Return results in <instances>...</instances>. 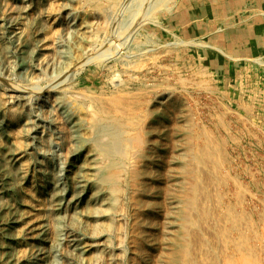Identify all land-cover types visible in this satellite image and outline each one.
<instances>
[{"label":"rangeland","instance_id":"obj_1","mask_svg":"<svg viewBox=\"0 0 264 264\" xmlns=\"http://www.w3.org/2000/svg\"><path fill=\"white\" fill-rule=\"evenodd\" d=\"M202 11L193 0H0V264L157 261L162 247L145 256V242L136 240V187L127 174L137 150L147 147L151 160L145 161L160 178L145 181L162 196L161 206H153L154 233L164 235V170L172 146L145 128L167 95L190 119L200 164L188 264H264V69L251 62L241 68L240 54L232 51L239 46L227 43L226 50V38L199 36L236 29ZM18 90L25 91L21 101ZM174 112L172 122L179 117ZM98 122L112 123L121 140L124 154L113 164L94 148ZM100 174L108 175L111 189L97 181ZM110 190L118 198L112 206L103 198Z\"/></svg>","mask_w":264,"mask_h":264},{"label":"bare ground","instance_id":"obj_2","mask_svg":"<svg viewBox=\"0 0 264 264\" xmlns=\"http://www.w3.org/2000/svg\"><path fill=\"white\" fill-rule=\"evenodd\" d=\"M85 29V28H84ZM89 60V59H87ZM85 64V63H84ZM66 69V68H64ZM63 69V70H64ZM70 69V68H69ZM78 69V68H77ZM68 70V68H67ZM67 70H64L63 73H61L59 76L60 77H63V75L67 72ZM70 73V72H69ZM75 72L73 73H70V76L73 75ZM65 76V75H64ZM67 78H69L70 76L66 75ZM66 79V78H65ZM64 80V79H63ZM67 80V79H66ZM63 82V81H62ZM67 82V81H66ZM55 83V82H54ZM59 83V82H58ZM61 83V81H60ZM50 85V84H49ZM46 87V86H45ZM34 89V88H33ZM64 89V88H63ZM15 91V90H14ZM43 91V90H42ZM59 91V90H58ZM17 92V95H16V100L18 101H21L23 99V94L25 93L24 90H18L16 91ZM30 92V91H28ZM46 92V91H45ZM31 93V92H30ZM61 95V94H60ZM123 95V94H122ZM73 96V95H72ZM25 97V96H24ZM30 97V96H29ZM39 98V97H38ZM68 98V97H67ZM78 98V97H77ZM69 99V98H68ZM71 99V98H70ZM73 99V98H72ZM123 99V98H122ZM162 99V98H161ZM164 99H166V105L161 109L158 110V108L154 109L152 112H151V115H150V119H149V124L147 125V127L145 128V131H147V133L149 134L150 132L151 133H157L159 134L158 136H163V137H166V139L168 138V144L172 146V151L167 153L171 159H170V162H169V168L166 170H164L166 172V174H168L169 176V181H168V184H167V187L165 188V192H163V196L165 198V201H166V208H165V211L166 213L164 214V217L165 218H162L164 219V235L162 234H159L157 235L156 233H154L155 231V219H154V216L156 214V210L158 209H154V204L156 203V205L158 206H161L159 203L160 202V199L162 198L161 195H159V192L157 193L152 191L151 192V187L148 185V183H146L145 179L147 177H150L151 178L153 177H156V178H160L159 176H156L155 173L153 172V170L150 168V166L146 163L145 160L149 159L150 158V150H147L148 148L147 147H143L141 150H137V154L133 157V161L132 162H129L131 163V169H129V174L128 177H129V180L131 179L132 182L135 183V187H136V192L135 195L133 196L134 197V200H133V204H134V207H135V212H136V216H135V219H136V231H135V236H136V240L139 239V242L140 241H144L145 242V245L144 246H140L141 247V251H142V254H144L145 256L146 255H150L152 254V250L156 248V246L159 244V248L161 250V247H162V251H161V254H157L159 255L157 257V261H154V264H188V263H193V262H189V261H192V258H193V255H192V252H193V243L191 239L193 236H192V233L191 231L193 230V226L197 223L198 219L195 218V215H194V212L197 210L196 208L198 207L197 206V192L196 191V183H197V179H198V168L200 167V164H199V158L197 159L193 153H192V146L191 145V134L193 133H190V125H189V121H188V115L185 114V110L183 111V108H182V104H180V102H178L176 100L175 97L173 96H164ZM2 100V98H1ZM0 100V108H1V101ZM163 101V100H161ZM61 102V101H60ZM74 102V101H73ZM100 102V101H98ZM113 102V101H112ZM119 102V101H118ZM131 102V101H130ZM64 103V102H63ZM104 103V102H102ZM120 103V102H119ZM23 104V103H22ZM85 104V103H84ZM117 104V103H116ZM66 105V104H65ZM114 105V104H113ZM3 106V105H2ZM64 106V105H63ZM105 106V105H104ZM107 106V105H106ZM105 106V107H106ZM4 107V106H3ZM173 107V109L175 108V112L174 114H176V117L177 115L179 117H177V120L175 121H170L169 118H168V114H169V111L170 109ZM102 110V108H101ZM124 110V109H122ZM134 110V109H133ZM137 110V109H136ZM18 111V110H17ZM113 111V110H112ZM173 111V110H172ZM20 113V112H19ZM188 113V112H187ZM15 114V113H14ZM110 114V112H109ZM108 114V115H109ZM5 115V114H4ZM107 115V116H108ZM126 115V114H125ZM129 115V114H128ZM133 116V114H132ZM4 118V117H3ZM71 118V117H70ZM102 118V117H101ZM105 118V117H104ZM146 118V117H145ZM165 119V125H164V129H161L160 127V119ZM2 119V118H1ZM4 120V119H3ZM128 120V119H127ZM190 120V119H189ZM108 121V120H106ZM123 121V120H122ZM3 122V121H2ZM27 122V121H25ZM77 122V121H76ZM102 122V121H100ZM135 123V122H134ZM133 123V124H134ZM163 123V122H162ZM24 124V123H23ZM26 124V123H25ZM72 124V123H71ZM73 124H74V121H73ZM76 124V123H75ZM80 124V123H79ZM145 124V123H144ZM2 125V124H1ZM121 125V124H120ZM25 126V125H24ZM72 126V125H71ZM79 126V125H78ZM88 126V125H87ZM127 126V125H126ZM137 126V125H136ZM74 127V126H73ZM77 127V126H76ZM82 127V126H81ZM96 136L93 139V145H94V148L96 151H98V153H100V156L102 157L103 160H109L111 164H113L112 162H114L118 157H117V154L121 155V140L118 136V134L115 132V128L114 126L111 124H98L96 125ZM138 127V126H137ZM144 127V126H143ZM163 127V126H162ZM78 128V127H77ZM130 128V127H129ZM12 129V128H11ZM1 130V129H0ZM82 130V129H81ZM124 130V129H123ZM193 130V129H192ZM12 131V130H11ZM71 131V130H70ZM78 131V130H77ZM3 132V131H2ZM9 132V131H8ZM8 132H5V133H8ZM82 132V131H81ZM85 132V131H84ZM89 132V131H88ZM91 132V131H90ZM89 132V133H90ZM142 132V131H141ZM78 133V132H77ZM86 133V132H85ZM120 133H123L120 132ZM74 135V134H73ZM77 135V134H75ZM89 135V134H88ZM125 135V134H124ZM83 136V135H82ZM85 136V135H84ZM134 136V135H133ZM146 136V135H145ZM149 136V135H147ZM151 136V135H150ZM157 136V135H156ZM155 136V137H156ZM2 137V136H1ZM154 137V138H155ZM7 138V137H6ZM76 138V137H75ZM147 138V137H146ZM81 139V137H80ZM84 139V138H83ZM90 139V137L88 138ZM134 139V138H133ZM137 139V137H136ZM156 139V138H155ZM194 139V137L192 138ZM7 140V139H6ZM75 140V139H74ZM85 140V139H84ZM150 140V139H149ZM159 141V139H157ZM144 141V140H143ZM142 141V142H143ZM152 141H155L152 139ZM157 141V142H158ZM194 141V140H193ZM7 142V141H6ZM77 142V141H76ZM92 142V141H91ZM144 142H147V139L146 141ZM209 142V141H208ZM8 143V142H7ZM151 143V142H150ZM159 143V142H158ZM126 144V143H125ZM138 144V143H137ZM143 144V143H142ZM162 144V143H161ZM11 145V144H9ZM144 145V144H143ZM148 145V144H147ZM157 146V145H156ZM163 146V145H162ZM155 147V146H154ZM153 147V148H154ZM152 148V149H153ZM161 148V147H160ZM164 148V147H163ZM1 149V148H0ZM14 149V148H13ZM130 149V148H129ZM3 150V149H2ZM89 150V149H88ZM93 150V149H92ZM154 150V149H153ZM169 150V149H168ZM90 151H91V148H90ZM139 151V152H138ZM11 152V151H10ZM95 152V151H94ZM129 152V150H128ZM153 152V151H152ZM1 153V152H0ZM4 153V152H3ZM9 153V152H8ZM7 153V154H8ZM17 153V152H16ZM96 153V154H98ZM131 153V151H130ZM136 153V152H135ZM135 153H132V154H135ZM157 153V152H156ZM159 153V152H158ZM161 153V152H160ZM2 154V153H1ZM12 154V152H11ZM74 154V153H73ZM124 154V153H123ZM126 154V153H125ZM153 154H155L153 152ZM204 154V153H203ZM3 155V154H2ZM88 155V154H87ZM161 155V154H160ZM159 155V156H160ZM202 155V154H201ZM86 156V155H84ZM99 156V155H97ZM130 156V155H129ZM158 156V155H157ZM197 156V155H196ZM204 156V155H203ZM19 157V156H18ZM22 157V156H21ZM121 157V156H120ZM2 158V156H1ZM6 158V157H5ZM12 158V157H11ZM76 158V157H75ZM85 158V157H84ZM125 158V156H124ZM129 158V157H128ZM127 158V159H128ZM168 158V157H167ZM16 159V158H15ZM87 159V158H85ZM126 159V158H125ZM153 159V158H152ZM159 159V158H158ZM202 159V157H201ZM21 160V159H20ZM75 160V159H74ZM82 160H84L82 158ZM98 160V159H97ZM121 160V159H120ZM151 160V159H149ZM1 161V160H0ZM7 161V160H6ZM27 161V160H26ZM96 161V160H95ZM117 161V160H116ZM123 161V160H122ZM169 161V160H168ZM203 161V160H202ZM3 162V161H2ZM11 162V161H10ZM22 162V160H21ZM25 162V160H24ZM121 162V161H119ZM124 162V161H123ZM148 162V160H147ZM153 162V161H152ZM201 162V161H200ZM6 163V162H5ZM12 163V162H11ZM10 163V164H11ZM74 163H76L74 161ZM81 163H84L81 162ZM87 163V162H85ZM96 163V162H95ZM94 163V164H95ZM156 163V162H154ZM205 163V162H204ZM203 163V165H204ZM23 164V163H22ZM27 164V163H26ZM100 164V163H99ZM107 164V163H105ZM150 164V162H149ZM199 164V167L197 168L196 165ZM5 165V164H4ZM80 165V164H79ZM93 165V164H92ZM125 165V164H123ZM154 165V164H153ZM202 165V166H203ZM7 166V165H6ZM28 166V164H27ZM84 166V165H83ZM88 166V165H87ZM95 166V165H93ZM109 166V165H107ZM152 166V165H151ZM167 166V165H166ZM3 167V165H2ZM8 167V166H7ZM17 167V166H16ZM20 167V166H19ZM80 167V166H78ZM110 167V166H109ZM114 167V165L112 166ZM4 168V167H3ZM28 168V167H26ZM86 168V167H84ZM101 168V166H100ZM153 168V167H152ZM157 168V167H155ZM154 168V169H155ZM7 169V168H6ZM21 167H20V171H21ZM24 169V168H23ZM79 169V168H78ZM83 169V168H82ZM81 169V170H82ZM109 169V168H107ZM106 169V170H107ZM202 169V168H201ZM9 170V169H8ZM14 170V169H13ZM118 170V169H117ZM163 170V169H162ZM18 171V170H17ZM26 171V170H25ZM24 171V172H25ZM83 171V170H82ZM203 171V170H202ZM218 171V170H216ZM78 172V171H77ZM96 172V171H95ZM160 172V171H159ZM9 173H10V170H9ZM14 173V172H12ZM18 173V172H17ZM16 173V174H17ZM74 173V172H73ZM76 173V172H75ZM74 173V174H75ZM82 173V172H81ZM80 173V175H81ZM88 173V172H87ZM93 173V172H92ZM99 173V172H98ZM202 173V172H201ZM1 174V173H0ZM26 174V173H25ZM24 174V175H25ZM86 174V173H85ZM114 174V173H113ZM160 174V173H159ZM203 174V173H202ZM201 174V176H202ZM12 175V174H11ZM10 175V176H11ZM107 175V174H106ZM115 175V174H114ZM1 176V175H0ZM6 176V174H5ZM14 176V175H13ZM21 176V175H19ZM73 177L75 175H72ZM71 176V177H72ZM108 176V175H107ZM103 177V175L101 176V174L99 175V177H96L95 179L99 178L97 181L100 182V184H102V186H108V181L107 179L109 180V177ZM200 176V175H199ZM2 177V176H1ZM7 177V176H6ZM12 177V176H11ZM25 177V176H24ZM79 177V175H78ZM86 177V176H85ZM90 177V176H89ZM89 177L87 178V180L89 179ZM127 177V178H128ZM215 177V176H214ZM3 178V177H2ZM16 179V178H14ZM22 179V178H21ZM20 179V180H21ZM25 179V178H24ZM83 179V177L81 178V180ZM158 181V179H156ZM78 181V180H77ZM75 181V182H77ZM86 181V179H85ZM90 181V179H89ZM8 182V181H7ZM15 182V181H13ZM79 182V181H78ZM199 182V181H198ZM2 183V182H0ZM6 183V182H5ZM19 184V182L16 181V184ZM111 183V182H110ZM153 183V182H151ZM150 183V184H151ZM202 183V182H201ZM209 183V182H208ZM15 184V183H14ZM15 184V185H16ZM91 184V183H90ZM119 184V183H118ZM125 184V183H124ZM86 185V184H85ZM83 185V186H85ZM115 185V184H114ZM157 185V184H156ZM159 185V184H158ZM4 186V185H3ZM21 186V185H20ZM78 186V185H77ZM81 186V185H80ZM92 186V185H91ZM90 186V187H91ZM111 186V185H110ZM132 186V185H131ZM152 186V185H151ZM211 186V185H210ZM1 187V186H0ZM9 188V186H7ZM23 187V185H22ZM82 187V186H81ZM113 187V186H112ZM119 187V186H118ZM202 187V186H201ZM29 188V186H28ZM83 188V187H82ZM92 188V187H91ZM110 188V187H109ZM123 188V187H122ZM121 188V189H122ZM155 188V187H153ZM204 188V186H203ZM99 189V188H98ZM107 189V188H105ZM111 189V188H110ZM115 188H113L114 190ZM160 189V188H159ZM18 190V189H17ZM76 190V189H75ZM79 190V189H78ZM77 190V191H78ZM113 190H110V192H103L105 195V202L112 206L113 203L118 199L117 198V194L116 192H113ZM120 190V189H119ZM135 190V189H134ZM3 191V190H2ZM80 191V190H79ZM83 191V190H82ZM95 191V190H94ZM100 191V190H99ZM118 191V190H117ZM213 191V190H212ZM92 191H90L91 193ZM154 192V193H153ZM11 193V192H10ZM13 193V192H12ZM120 193V192H119ZM133 193V194H134ZM199 193V192H198ZM80 194V193H79ZM82 194V193H81ZM89 194V193H88ZM96 194V193H93V195ZM155 195H157L155 197ZM24 196V195H23ZM26 196V195H25ZM71 196H74L71 195ZM3 197V196H2ZM8 197V196H7ZM28 197V196H27ZM155 197L154 201L152 202L153 198ZM1 198V197H0ZM73 198V197H72ZM79 198V197H78ZM160 198V199H159ZM207 198V197H206ZM25 199H28V198H25ZM23 199V200H25ZM58 199V198H57ZM88 199V198H87ZM93 200V198H91ZM199 199V198H198ZM89 200V199H88ZM164 200V199H163ZM2 201V200H1ZM0 201V202H1ZM6 201V200H5ZM29 201V199H28ZM77 201V200H76ZM90 201V200H89ZM96 202V201H95ZM120 202V200H119ZM3 203V201H2ZM1 203V204H2ZM30 203V202H29ZM28 203V204H29ZM165 203V202H164ZM210 203V202H209ZM208 203V204H209ZM214 203V202H213ZM5 204V203H4ZM71 204V203H70ZM85 204V203H84ZM132 204V205H133ZM199 204V203H198ZM72 205V204H71ZM95 205V204H94ZM104 205V204H103ZM210 205V204H209ZM213 205V204H212ZM211 205V206H212ZM82 206V205H81ZM101 206V205H100ZM99 206V207H100ZM158 206V207H159ZM200 206V205H199ZM83 207V206H82ZM106 205L104 206V209H107L105 208ZM118 207V205H117ZM214 207V206H213ZM75 208V207H74ZM103 208V207H102ZM114 208V207H112ZM163 208V207H162ZM199 208V207H198ZM218 208V207H217ZM2 209H3V206H2ZM78 209V208H76ZM82 209V208H81ZM103 209V210H104ZM161 209V208H160ZM88 210V209H87ZM108 210V209H107ZM110 210H113L110 208ZM115 210V209H114ZM201 210V209H200ZM199 210V211H200ZM8 211V210H7ZM13 211V210H12ZM29 211V210H28ZM101 211V210H100ZM228 211V210H227ZM2 212V210H1ZM4 212V211H3ZM6 212V211H5ZM26 212V211H25ZM109 212V211H108ZM107 212V213H108ZM112 212V211H111ZM201 212V211H200ZM86 213V212H85ZM92 213V212H91ZM100 213V212H99ZM234 213V212H233ZM3 214V213H2ZM25 214V213H24ZM27 214V213H26ZM88 214V213H87ZM90 214V213H89ZM28 215V214H27ZM110 215V214H109ZM133 215H135L133 213ZM201 215V214H200ZM21 216V215H19ZM111 216V215H110ZM231 216V215H230ZM3 217H4V214H3ZM113 217V216H112ZM222 217V215H221ZM20 218V217H19ZM22 218V216H21ZM109 218V217H108ZM233 218V216L231 217ZM86 219V218H85ZM94 219V218H93ZM106 219V218H105ZM160 220V218H158ZM221 219V218H220ZM236 219V218H235ZM22 220V219H21ZM31 220V219H30ZM84 220V219H83ZM90 220V219H89ZM101 220V219H100ZM157 220V218H156ZM197 220V221H196ZM232 220V219H231ZM26 221V220H25ZM29 221V219H28ZM27 221V222H28ZM93 221V220H92ZM134 221V220H133ZM220 221V220H219ZM24 222V221H23ZM26 222V223H27ZM89 222V221H88ZM158 222V221H157ZM161 222V221H160ZM209 222V221H207ZM110 223V222H109ZM212 223V222H211ZM219 223V222H218ZM112 224V223H111ZM209 224V223H208ZM161 225V223H160ZM199 225V224H198ZM26 226V225H25ZM87 226V225H86ZM112 226V225H111ZM159 226V225H158ZM196 226V225H195ZM200 226V225H199ZM198 226V227H199ZM108 227H110L108 225ZM239 228V227H238ZM78 229V228H77ZM195 229V228H194ZM134 230V229H133ZM160 230V229H159ZM209 231V230H208ZM159 232V231H157ZM72 233V232H70ZM81 233V232H80ZM194 233V232H193ZM205 233V232H204ZM223 232H221L222 234ZM230 233V232H229ZM240 233V231H239ZM241 234V233H240ZM194 235V234H193ZM197 235V234H196ZM199 236V235H198ZM231 236V234H230ZM239 236V235H238ZM154 237V238H153ZM164 237V238H163ZM200 238V237H199ZM72 239V238H71ZM80 239V238H79ZM78 239V240H79ZM76 240V239H75ZM77 240V241H78ZM135 240V239H134ZM196 240V239H195ZM73 241V240H72ZM82 241V240H81ZM198 241V239H197ZM70 242V240H69ZM75 242V241H74ZM161 242V243H160ZM163 242V244H162ZM204 242V241H203ZM72 243V242H71ZM76 243V242H75ZM80 243V242H79ZM88 243V242H87ZM220 243V242H219ZM77 244V243H76ZM203 244V243H202ZM233 244V243H232ZM81 245V244H80ZM204 245V244H203ZM79 246V245H78ZM77 246V247H78ZM199 246V245H198ZM224 246V245H223ZM222 246V248H223ZM237 246H239L237 244ZM86 247V246H85ZM240 247V246H239ZM242 247V245H241ZM74 248V246H73ZM83 248V247H82ZM217 248V247H216ZM225 248V247H224ZM243 248V247H242ZM86 249V248H85ZM83 249V250H85ZM157 249V248H156ZM210 249V248H209ZM239 249V248H238ZM73 250V249H72ZM77 250V249H76ZM213 250V249H212ZM215 250V248H214ZM213 250V251H214ZM12 251V250H11ZM75 251V250H74ZM158 251V250H157ZM209 251V250H208ZM219 251V250H218ZM222 251V249H221ZM239 251V250H238ZM237 251V252H238ZM72 252V251H71ZM79 252V251H78ZM77 252V253H78ZM81 252V251H80ZM211 252V251H210ZM240 252V251H239ZM90 253V252H88ZM140 252H138L139 254ZM156 253V252H155ZM159 253V252H158ZM194 253V252H193ZM82 254H83V251H82ZM154 254V253H153ZM213 254V252H212ZM81 255V254H80ZM86 255V254H85ZM155 255V254H154ZM144 256V257H145ZM212 256V255H211ZM225 256V254H224ZM238 256V255H237ZM77 257V256H76ZM84 257V255H83ZM140 257V256H139ZM143 257V258H144ZM213 257V256H212ZM229 257V256H228ZM228 257L227 260L229 259ZM233 257V256H232ZM236 257V256H235ZM239 257H242V256H239ZM238 257V259H239ZM73 258V256H72ZM156 258V257H154ZM204 258V257H203ZM221 258V257H220ZM231 258V256H230ZM245 258V257H244ZM133 259V258H132ZM142 259V258H141ZM146 259V258H144ZM210 259V258H208ZM206 259V260H208ZM233 259V258H232ZM235 259V258H234ZM233 259V260H234ZM241 261L242 258H240ZM220 260V259H219ZM224 260V259H223ZM247 259H245L246 261ZM72 261V260H71ZM141 261V260H140ZM145 261V260H143ZM153 261V260H152ZM201 261V260H200ZM203 261V260H202ZM238 261V260H237ZM208 262V261H207ZM236 262V261H235ZM252 262V261H251ZM258 262V261H257ZM261 262V261H260ZM73 263V262H72ZM135 263V262H134ZM143 263V262H142ZM209 263V262H208ZM211 263V262H210ZM209 263V264H210ZM250 263V262H249ZM136 264V263H135ZM139 264V263H138ZM214 264V263H213ZM225 264H228V263H225ZM236 264V263H234ZM238 264V263H237ZM242 264V263H241ZM246 264V263H245ZM254 264V263H252ZM256 264V263H255ZM258 264V263H257Z\"/></svg>","mask_w":264,"mask_h":264},{"label":"crops","instance_id":"obj_3","mask_svg":"<svg viewBox=\"0 0 264 264\" xmlns=\"http://www.w3.org/2000/svg\"><path fill=\"white\" fill-rule=\"evenodd\" d=\"M196 2L201 5L203 11L205 10L204 18L206 15V18L210 19L212 17L213 20L217 18L224 19L231 22L230 27L236 28L234 31L225 29L224 32L220 33L217 29L212 30L213 32L201 30L198 33L199 36L212 33L216 34L215 36H218V38H226V50L227 43L230 46L234 43L235 46H239L238 49L232 51L240 54L241 68L252 67V64L259 70L264 69V0H193V3ZM256 9L259 10V13L251 14ZM213 12L218 16H212ZM233 38H236V40ZM247 62H251V64H247Z\"/></svg>","mask_w":264,"mask_h":264}]
</instances>
